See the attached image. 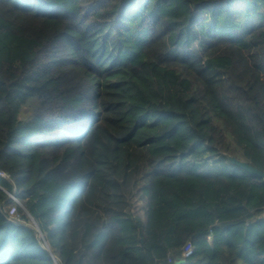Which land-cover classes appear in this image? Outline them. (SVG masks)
<instances>
[{"label":"trees","instance_id":"obj_1","mask_svg":"<svg viewBox=\"0 0 264 264\" xmlns=\"http://www.w3.org/2000/svg\"><path fill=\"white\" fill-rule=\"evenodd\" d=\"M230 157L264 173V0H0V264H264Z\"/></svg>","mask_w":264,"mask_h":264},{"label":"built area","instance_id":"obj_2","mask_svg":"<svg viewBox=\"0 0 264 264\" xmlns=\"http://www.w3.org/2000/svg\"><path fill=\"white\" fill-rule=\"evenodd\" d=\"M0 178H7V175L4 172L0 171ZM7 197L8 199L11 201L10 207L8 209V213H7V217L9 219V221L13 224H18V223H22L20 217L18 216V211L17 208L21 207V204L19 202V200L16 198L15 193H7ZM25 213L27 214V212L25 211ZM32 220V219H31ZM33 227L35 230L38 231V228L36 226V224L33 222ZM191 248L190 247H186L184 250V256H187L188 254H190Z\"/></svg>","mask_w":264,"mask_h":264},{"label":"water","instance_id":"obj_3","mask_svg":"<svg viewBox=\"0 0 264 264\" xmlns=\"http://www.w3.org/2000/svg\"><path fill=\"white\" fill-rule=\"evenodd\" d=\"M231 162L237 165L239 168H241L245 172L249 173L250 175L257 176V177H264V173L257 171L256 169H254L253 167H251L245 162H239V161H231ZM53 260L55 262L54 257H53Z\"/></svg>","mask_w":264,"mask_h":264},{"label":"clouds","instance_id":"obj_4","mask_svg":"<svg viewBox=\"0 0 264 264\" xmlns=\"http://www.w3.org/2000/svg\"><path fill=\"white\" fill-rule=\"evenodd\" d=\"M63 216L65 218V223L66 224H68V223L73 221V212L70 209L65 208L63 210Z\"/></svg>","mask_w":264,"mask_h":264},{"label":"rangeland","instance_id":"obj_5","mask_svg":"<svg viewBox=\"0 0 264 264\" xmlns=\"http://www.w3.org/2000/svg\"><path fill=\"white\" fill-rule=\"evenodd\" d=\"M28 111V108H26V109H24V113L25 112H27ZM230 159V161H236V160H234L233 158H229ZM21 204V203H20ZM139 204H137V206H138ZM9 207H10V205L5 209V212H6V214L8 213V209H9ZM22 211H24V213H25V209H24V207L22 206V204H21V207H19ZM18 216H19V214H18ZM22 221V220H21ZM29 223L32 225V227H33V223H32V220H31V218H29ZM22 223H24L23 221H22Z\"/></svg>","mask_w":264,"mask_h":264}]
</instances>
